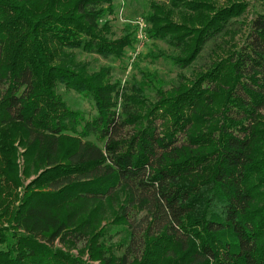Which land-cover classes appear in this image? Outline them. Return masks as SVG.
<instances>
[{
  "label": "trees",
  "instance_id": "trees-1",
  "mask_svg": "<svg viewBox=\"0 0 264 264\" xmlns=\"http://www.w3.org/2000/svg\"><path fill=\"white\" fill-rule=\"evenodd\" d=\"M113 2L0 0V264H264V11L239 48L189 78L246 5L150 0L146 35L180 71L150 100L76 54L120 60L131 47L103 21ZM16 143L35 157L27 184Z\"/></svg>",
  "mask_w": 264,
  "mask_h": 264
},
{
  "label": "rangeland",
  "instance_id": "rangeland-1",
  "mask_svg": "<svg viewBox=\"0 0 264 264\" xmlns=\"http://www.w3.org/2000/svg\"><path fill=\"white\" fill-rule=\"evenodd\" d=\"M149 1L150 0H114V14L106 16L103 20L108 21L111 25L114 38L128 35L132 40L131 47L125 49L122 59H103L95 55H85L77 51L76 54L79 59L90 63L94 71H97L102 66L110 67L113 71V78L117 79L121 85H131L133 83L141 85L146 97L153 100L157 89L169 90L176 84L177 74L180 73V71L173 67L169 60L163 58L164 54L167 55L171 53L168 46L161 41L151 40L146 35V14ZM222 1L224 3L225 0ZM241 2L246 5V11L237 20L238 24L234 26V29L237 30L236 34L231 37V40H229L228 37H220L215 40V44L219 47L215 50V56L211 55L213 46L209 44L204 49L201 59L195 63L192 69L183 71L186 77L190 78L192 71L197 72L203 69L209 64L211 59L215 57H226L231 50L237 49L243 44L249 33L251 21L256 15L263 13L264 6L263 0H241ZM58 92L71 109L84 112L86 117L95 114L94 107L89 101L73 92H66L63 87H60ZM16 131V137H23L19 128ZM15 146V163L18 169V176L21 183L27 184L37 173L34 165L35 157L31 156V159H26L24 156V148L19 146L18 143H16ZM26 171L30 172L29 176H26ZM18 193H20V189ZM114 201H108L99 206V211L103 216L105 215L107 219L117 210ZM109 230L110 234L114 235L119 231V228L113 227L109 228ZM123 236L124 234L115 236L113 242L116 244ZM81 247L82 246H78V248ZM1 249H3V247L0 246V250ZM77 252L76 249L71 251V253L75 255ZM87 258V255H84L83 259ZM167 263L168 261L164 260L162 264Z\"/></svg>",
  "mask_w": 264,
  "mask_h": 264
}]
</instances>
